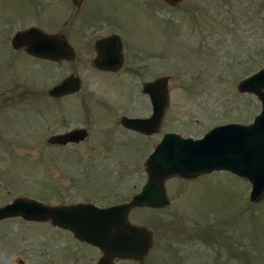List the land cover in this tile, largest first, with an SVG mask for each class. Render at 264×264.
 I'll return each mask as SVG.
<instances>
[{
	"label": "rangeland",
	"instance_id": "rangeland-1",
	"mask_svg": "<svg viewBox=\"0 0 264 264\" xmlns=\"http://www.w3.org/2000/svg\"><path fill=\"white\" fill-rule=\"evenodd\" d=\"M30 24L62 30L75 57L54 61L13 48V32ZM112 29L124 38L126 56L115 71L91 64L93 40ZM262 65L264 0H0V185L14 183L15 196L49 191L43 179L60 188L77 180L78 198L102 184L105 197L90 195L97 202L126 200L144 183L145 161L163 132L197 137L218 123L251 121L260 100L237 84ZM70 71L81 87L53 108L47 89ZM159 75L169 94L160 129L125 127L123 115L150 114L142 84ZM76 125L88 130L78 143L47 141ZM165 187L169 203L129 214L152 231L153 245L142 260L116 257V264H264V197L249 200L248 180L216 169L169 176ZM11 227L0 234V264H87L99 253L49 227ZM9 228L23 233L11 236Z\"/></svg>",
	"mask_w": 264,
	"mask_h": 264
},
{
	"label": "water",
	"instance_id": "water-1",
	"mask_svg": "<svg viewBox=\"0 0 264 264\" xmlns=\"http://www.w3.org/2000/svg\"><path fill=\"white\" fill-rule=\"evenodd\" d=\"M71 1L79 5L83 0ZM166 1L177 5L181 0ZM112 42L118 43L116 49ZM11 44L15 49L24 47L29 54L54 61L73 59L76 55L62 30L48 32L37 25L16 30ZM95 48L97 54L92 63L96 67L114 71L122 65L118 33L111 32L98 38ZM114 54L117 58L111 65ZM80 87V75L72 72L54 83L48 94L59 96L78 91ZM237 87L241 92L255 93L260 100V109L252 120L218 123L197 137L174 130L163 132L145 161L146 179L130 199L107 206L90 202L62 206L45 204L33 197L16 196L0 206V218L15 214L37 219L51 217L72 229L78 238L99 247L100 256L90 264H116V257L142 260L153 245L152 231L144 225L132 223L128 214L132 206L161 207L169 203L165 187L169 176L193 178L216 169H226L248 180L249 200L260 201L264 197V65L239 79ZM142 91L149 96L151 113L146 116L123 115L121 123L149 134L160 129L169 94L162 75L143 82ZM87 134L86 127L77 126L51 133L47 141H79ZM71 216L74 218L70 219ZM20 264L26 263L21 260Z\"/></svg>",
	"mask_w": 264,
	"mask_h": 264
},
{
	"label": "flooded vegetation",
	"instance_id": "flooded-vegetation-1",
	"mask_svg": "<svg viewBox=\"0 0 264 264\" xmlns=\"http://www.w3.org/2000/svg\"><path fill=\"white\" fill-rule=\"evenodd\" d=\"M84 1V0H83ZM107 2L109 0H106ZM75 4V3H74ZM77 5V4H75ZM30 25H33V24H30ZM29 26V25H28ZM111 32H116L119 34V37H120V44H121V50L119 49V53L120 55H122V65L120 67H122L124 65V62H125V45H124V38H122L121 34L115 30V29H112L108 32H104L102 34H100L99 36H97L94 40H93V43H92V48L94 50V54L92 55V58H91V64L96 67L92 62L97 54V51H96V48H95V43H96V40L102 36H105ZM66 34V33H65ZM67 36V35H66ZM68 38V37H67ZM11 41V39H10ZM117 42H112V45L113 47L116 49L117 47ZM12 45V44H11ZM16 49H19V48H16ZM20 49L22 50H25L24 47H20ZM26 51V50H25ZM117 54H114L113 57L111 58V62L110 63L111 65H113V62L116 60V57ZM68 61V60H72V59H60L58 61ZM115 63V62H114ZM112 71V70H111ZM115 71V70H114ZM75 73L74 71H70L66 74H69V73ZM66 74H63L60 76L59 80ZM58 80V81H59ZM57 81V82H58ZM56 83V82H55ZM53 85V84H52ZM51 85V86H52ZM50 86V87H51ZM49 87V88H50ZM48 88V89H49ZM47 89V91H48ZM75 92L77 91H74V92H70V93H66V94H63V95H59V96H52V95H49V99L54 103L53 105V108H61V102L63 99H67L68 97L72 96V94H74ZM130 116H133V115H130ZM73 127H77L76 126H72V127H68V128H64V129H61L60 131H57V132H64L70 128H73ZM126 127V126H125ZM129 128V127H127ZM133 129V128H131ZM136 130V129H135ZM88 131V130H87ZM55 133V132H53ZM49 136V135H48ZM162 136V135H161ZM49 142V141H48ZM79 141H67L66 143H50V145H56V146H65V145H68L69 143H78ZM81 181H77V180H72L71 184H69V188H67L66 185H63V184H60L62 186V188H60L58 185H53V183L49 180H42L41 181V185L43 187H46L48 186V190L47 192H44V193H33V192H26V193H21V194H18V195H12V188L14 187V183L10 182V181H6L5 180L3 181V184L0 185V195H4L5 197H7V199H5L4 201L0 202V206L13 200L16 196H28V197H33V198H36L38 200H41L43 201L45 204H50V205H62V206H68V205H75V204H78V203H87V202H90V203H94L98 206H107L109 204H112V203H117V202H121V201H108V202H105V203H99L96 201V199L94 197H91V196H95V195H102L103 197H105L106 195V192H107V189H106V186H103L102 184L99 186L98 184H96V186H98L96 188V193L94 194H89V193H86L88 196L83 195V197L81 198H78V193H80V190H79V184H80ZM94 183V182H93ZM5 188V189H4ZM140 189V187H139ZM139 189H137L136 191H138ZM5 190V191H3ZM136 191L132 192L129 196L128 199H130V197L133 195V193H135ZM83 193V192H81ZM91 195V196H90ZM4 198V197H2ZM126 199V200H128ZM122 201H125V200H122ZM134 207H138V206H132L130 207V211L132 210V208ZM130 211H129V214H130ZM128 214V216H129ZM71 215V214H70ZM74 217L71 216L70 219H73ZM4 221H8L10 222L11 224L10 225H7L5 226V228H3L2 230H0V234L3 233V236L5 235V233L7 232V227L11 225H14L16 227H21L22 226H25L26 229H29L31 227H34L35 226H39V232H44L47 230V228L49 227L48 231L51 233V231H53V229H55V231H60V232H65L67 233L69 236H72L76 241H78L79 243H83V244H89L91 246H93L94 248L96 247L97 249H99L98 246L94 245V244H91L90 242H87L86 240H83V239H80L78 238L72 231V229H70L69 227L67 226H64L63 224H60L56 221H53L51 217H46V218H43V219H37V218H29V217H25L24 215L22 214H15V215H9V216H4V217H1L0 218V225L4 222ZM8 230L9 234L12 236L18 234V236H20L23 231H20V228H17L16 231L12 232V230ZM17 230H19V232L17 233ZM30 231V230H29ZM27 233H29L27 231ZM45 234H48L49 236V233H45ZM17 236V235H16ZM17 236V237H18ZM53 236H50L49 238L52 239ZM3 237H1L0 241L3 243V240H2ZM1 243V244H2ZM66 253H67V249L64 250L62 249L61 250V256L64 257L66 256ZM101 254V251L99 249V253L97 254V256L92 257V259L87 263V264H90L91 262H94L97 260V258L100 256ZM77 258V256H75ZM24 261L25 260L23 258H19L18 260V263L20 264V261ZM26 263V262H25ZM67 264H77V261L74 262H70V263H67Z\"/></svg>",
	"mask_w": 264,
	"mask_h": 264
}]
</instances>
